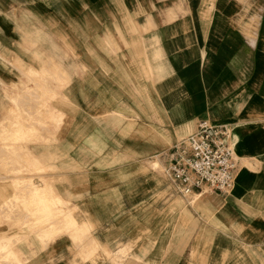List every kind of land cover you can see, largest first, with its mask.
Masks as SVG:
<instances>
[{"label": "crops", "instance_id": "crops-1", "mask_svg": "<svg viewBox=\"0 0 264 264\" xmlns=\"http://www.w3.org/2000/svg\"><path fill=\"white\" fill-rule=\"evenodd\" d=\"M25 39L37 41L41 61L58 55L45 41L64 40V52L75 47V56L62 54L55 71L70 77L64 86L68 90L47 101L44 117L55 113L61 120L75 121L82 151H94L104 142L109 154L121 155L122 144L113 142L112 130L100 121L112 112L110 104H140L141 114L148 115L140 117V131L149 129L150 118L152 135L160 142L170 140L159 149L165 167L174 138L191 133L198 120L207 119L230 125L237 173L227 195H203L208 208L220 213L219 225L198 224L197 213L186 209L192 214L187 245L138 239L132 233L136 224L126 216L129 208L117 207L114 200L133 183L143 191L155 184L154 197L171 198L176 193L167 177L161 185L136 179L107 190L100 189L110 187L111 179L104 181L110 186L97 179L85 182L79 191L75 189L81 184L48 179L55 194L75 206L78 225L87 235L74 241L73 235L61 231L41 240L43 227L24 226L37 216L12 217L0 223V236L18 238L11 248L14 262L264 264V0H0V121L12 108V98L30 115L43 109L41 94H22L36 83L25 79L29 66L11 62L19 54L14 47L25 59L32 58L31 47L28 52L21 48ZM50 82L39 86L51 89L55 85ZM50 134V128L42 130L38 135L47 140L30 143L44 163L49 153L71 142L68 130L57 142ZM142 144L141 151H147ZM6 180L0 179V186ZM16 194L0 192V200ZM169 206L166 211L175 210ZM2 211L5 207L0 218ZM206 226L210 245L197 241L198 231ZM125 248L132 254L118 253Z\"/></svg>", "mask_w": 264, "mask_h": 264}, {"label": "rangeland", "instance_id": "rangeland-1", "mask_svg": "<svg viewBox=\"0 0 264 264\" xmlns=\"http://www.w3.org/2000/svg\"><path fill=\"white\" fill-rule=\"evenodd\" d=\"M123 26L130 30L129 24H124ZM52 30L56 31V28L53 27ZM22 41V47L21 44H18L17 47H24L27 52L31 47L33 49V54L31 53L32 58L25 59L26 57L21 54L19 49L8 45L7 47L13 48V50H16L20 54H16V59L11 62L19 64L21 67L29 66V70L26 74L24 73L25 79L36 81V83H34L33 88H23L22 94H28L29 96L41 94L38 101H41L43 109L40 111V107L35 115H30L22 109L19 110V105L12 98L14 102L12 103V108L8 111V115L0 121V179H7L0 186V192L12 191L17 193L8 199L0 200V210L5 207V211L1 213L0 223L2 224L5 220L23 216L24 214L27 217L37 216L33 223L26 221L24 226L27 229L43 227V230L38 234L41 240L48 239L64 231L73 235L74 241H81L87 235V232L82 228V225H78L75 206L70 205L60 196L56 195V189L52 187V183L48 179H68L70 183L81 184L75 189L77 191L82 187H86L85 182L97 179L101 180L105 186H110L104 182L107 178L111 179V186L105 189L101 188L100 190H107L136 179H152L161 185L164 183L166 175L165 159L162 153L159 152V149L165 147L166 143H169L170 140L167 139L165 142H160L154 134L152 135V128L154 126H152L153 121L150 118L147 119L150 121V125L147 126L149 129L146 127V131H140V127L142 126L140 122H143L140 117L142 115L148 116L147 114H141L140 111L142 109L140 104H133V107H131L126 103H113V105L110 104L113 109L112 112L105 114V118L100 123L102 126L112 130V139L115 144H122L121 155L109 154V151L106 149L107 145L104 142L94 147V151H82L79 146L80 137L77 135L78 129L74 126L75 121L61 120L55 113L50 118L44 117L47 101L53 100L56 96L64 95V91L68 90L64 86L70 77L65 73L64 75H59L55 71L58 70V66L64 58L62 54H66L65 58L69 56L68 53H72L75 56V47L71 46V50L68 51L66 49L64 52V40L45 41V43H50L48 47L52 48V51L58 55H52V59H55V61L51 57H43L45 60L41 61L38 60L37 41L33 42L34 40L29 41L26 39ZM31 65H36L41 70H33ZM50 67L51 69L47 70ZM46 81H51L50 83H53L55 86L51 89H41L39 84ZM21 84L25 83L22 82ZM102 116L104 115L102 114ZM49 128L52 130V134L50 135H52L54 142H57L61 138V135L64 136V132L67 130L71 142L69 145H66L64 150L49 153L47 163H44L40 160L39 153L35 154L34 151L32 152L30 143L46 141V137H40L38 134L40 131ZM31 133L34 134L32 135ZM188 134L189 132L187 131L182 132V134L174 138V141H179ZM27 137L30 138L28 139ZM141 144L147 151H141ZM2 151L5 152L2 153ZM15 167L20 168V170L13 171ZM24 176L26 178H23ZM8 180L11 182L8 183ZM32 181H34L32 185L36 183V187L30 185ZM130 186L131 188L117 194L116 197L118 198L115 197L114 200L118 202L117 207L127 206L129 208L126 210V216L128 217L127 219L134 221L136 224V228H134L132 233L136 234L138 239L149 241L180 240L181 245H187L190 234L188 225L190 219H192V214L188 213V211L186 212V209L192 213H197L198 224L217 226L220 223V213L218 211H211L212 209L208 208L207 201L203 196L207 192L192 196L175 194L171 198L161 200V195L158 197L152 195L153 192H156L155 184L148 191H143L140 184L133 183ZM121 197H124L122 201H120ZM192 199H195L194 202H191ZM46 206L48 209H45ZM166 206L175 208V210L166 211ZM211 239L212 235L207 226L198 231V242L210 245ZM17 240L18 238L8 239L2 235L0 236V264H18L14 262L15 255L11 250L13 241ZM94 249L95 246L92 245L89 251L92 252ZM118 253L132 254L130 248H125Z\"/></svg>", "mask_w": 264, "mask_h": 264}, {"label": "built area", "instance_id": "built-area-1", "mask_svg": "<svg viewBox=\"0 0 264 264\" xmlns=\"http://www.w3.org/2000/svg\"><path fill=\"white\" fill-rule=\"evenodd\" d=\"M166 157L165 174L176 194L227 195L233 187L237 158L228 124L198 120L191 133L167 149Z\"/></svg>", "mask_w": 264, "mask_h": 264}, {"label": "bare ground", "instance_id": "bare-ground-1", "mask_svg": "<svg viewBox=\"0 0 264 264\" xmlns=\"http://www.w3.org/2000/svg\"><path fill=\"white\" fill-rule=\"evenodd\" d=\"M35 80V79H34ZM33 82V81H32ZM27 91V90H26ZM44 92V91H43ZM27 93V92H26ZM17 122V121H16ZM3 125V124H2ZM33 125V124H32ZM15 126V125H14ZM28 126V125H27ZM30 128V127H29ZM32 128V127H31ZM15 129V128H14ZM25 129V128H24ZM27 130V129H26ZM33 132H34V130H33ZM24 133V132H23ZM27 133V132H26ZM32 134V133H31ZM34 134V133H33ZM32 134V135H33ZM28 138V137H27ZM30 138V137H29ZM28 138V139H29ZM13 141V140H12ZM19 143V142H18ZM14 147V146H13ZM16 148V147H15ZM7 149V148H6ZM12 149V148H11ZM8 151V150H7ZM10 151V150H9ZM15 151V150H14ZM16 151H17V149H16ZM5 152V151H4ZM3 151H2V153H4ZM7 153V152H6ZM9 153V152H8ZM14 153V152H13ZM16 153H18V152H16ZM7 155V154H6ZM12 156V155H11ZM21 156H22V154H21ZM18 158V157H17ZM11 159V158H10ZM25 159V158H24ZM13 161V160H12ZM2 162V161H1ZM11 162V161H10ZM31 162V161H30ZM3 163V162H2ZM34 163H36V162H34ZM3 164H5V163H3ZM38 164H40L39 162H38ZM4 166V165H3ZM29 166H31V165H29ZM33 166V165H32ZM38 166V165H37ZM34 167V166H33ZM39 167V166H38ZM6 168H8V167H6ZM11 168H12V166H11ZM25 168V167H24ZM36 168V167H35ZM40 168V167H39ZM4 169V168H3ZM9 169V168H8ZM15 170V172L16 171H18V170H20V168H18V167H15V168H13V171ZM28 177V176H27ZM17 178V177H16ZM23 178H26L25 176L23 177ZM30 178V177H29ZM22 179V178H21ZM27 181V180H26ZM33 182L34 181H32V183L30 184V185H32L33 184ZM23 184V183H22ZM42 185V184H41ZM29 186V185H28ZM37 185H36V183H35V185H32V187H36ZM28 190V189H27ZM40 190V189H39ZM32 192V191H31ZM51 193V192H50ZM45 209H48V207L46 206V208ZM46 213V212H45ZM62 215V214H61ZM24 216V215H23Z\"/></svg>", "mask_w": 264, "mask_h": 264}]
</instances>
